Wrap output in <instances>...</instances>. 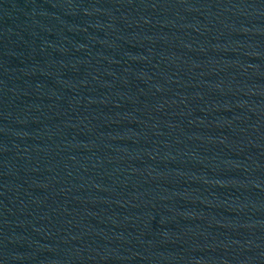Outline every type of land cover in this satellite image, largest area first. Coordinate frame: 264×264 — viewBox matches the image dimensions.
<instances>
[{"label":"water","instance_id":"95a60500","mask_svg":"<svg viewBox=\"0 0 264 264\" xmlns=\"http://www.w3.org/2000/svg\"><path fill=\"white\" fill-rule=\"evenodd\" d=\"M0 264H264V0H0Z\"/></svg>","mask_w":264,"mask_h":264}]
</instances>
